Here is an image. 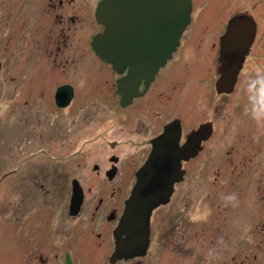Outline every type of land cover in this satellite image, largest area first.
I'll return each instance as SVG.
<instances>
[{"label": "flooded vegetation", "instance_id": "flooded-vegetation-1", "mask_svg": "<svg viewBox=\"0 0 264 264\" xmlns=\"http://www.w3.org/2000/svg\"><path fill=\"white\" fill-rule=\"evenodd\" d=\"M99 1L93 0L90 5L81 8L80 11L75 6L70 8L73 14L69 17V21L79 22L85 26L82 32L77 33L76 38L81 41V47L77 49L76 56L62 60L64 64H72V84L64 83L57 88H51L47 95L46 88H31L36 85L30 86L28 82L30 77L34 78L37 73L29 74V76L26 66L23 64L20 73L22 74L23 85L21 87L23 88H19L17 92L15 88L4 90V95L11 99L10 129L15 131L16 128L14 124L17 117L13 109L17 106L21 110H19L20 116L17 119L25 120L22 123V134L26 141L21 171L17 174V170L12 169L9 174L10 192L14 193L9 200L10 231L22 234L24 240V247L23 245L22 247L29 253V256L30 252L40 251L38 256L40 264H49L50 260L45 256L46 247L48 249L49 246L60 250L63 247L70 248L72 252L77 251L78 248L85 250L87 247L95 246L104 255L111 252L112 249L114 251L116 246L114 232L126 212L127 198L137 182L138 171L145 166L152 155H156L154 170L163 173L169 172L176 158L182 172L181 181L178 182L182 183L188 172V165L200 156L205 150L206 142L216 133V120L212 117L208 119V111L212 116V112H215V109L212 110L214 101L223 96L233 95L238 88L246 65L249 66L248 74H250L247 78V85L250 87L247 90L249 93L248 105L251 107L248 124L252 125L253 117L256 114L263 113L261 119H264V46L260 45L258 51L255 50L259 42V25H262V33H264V18L258 22L252 17L253 19L244 23L249 28L242 29L240 32L250 35L253 31V38L243 41L247 47V53L233 86L234 89L231 92H222L218 88L221 78L220 60L223 37L229 23L222 27L223 22L219 20V16L211 15L214 10L209 0H190L191 21L181 34L179 44L172 56L159 68L157 73L153 76H146L142 74L141 70V73L134 77L130 74V64H125L120 71H116L112 64L99 57L93 48L94 37L104 31V26L100 25L96 19L95 8ZM225 1L218 0L217 2L216 0V4L221 9L225 8L226 4H223ZM231 2L236 7L246 8L248 5V3L239 0H231ZM52 6L57 7L56 5ZM59 6H64L63 0L59 1ZM214 7L216 6L214 5ZM198 9L199 13H204L199 23L200 27L205 28V34L208 32V37H198V31L192 37H188L194 23L193 14ZM221 9L218 11L224 10ZM242 11H251V9L247 8ZM56 18L60 24L63 23L62 15H57ZM98 26L101 29L96 28ZM214 34L216 35L214 36ZM86 37L89 39L84 40ZM58 54L61 53L57 52L53 61L58 62ZM27 63L30 65L28 59ZM14 68L15 65L12 63L8 69L9 76L14 73ZM41 70L38 68V73ZM257 70L260 72L255 78ZM112 75L115 76L114 80H111ZM260 77L262 82L258 84ZM11 79H14L13 75ZM24 83L28 84L25 86ZM62 86L72 87L71 99L65 106L58 105L56 100L57 91ZM255 86L262 91V100L255 99L254 88H257ZM51 95L52 101L48 100L47 103L45 98L46 96L51 98ZM68 96L69 92L65 90L61 95V102H66ZM96 98L99 99L97 102L103 109L99 114L106 109L108 116L104 118V121L109 122L111 124L109 126H113L110 129L111 134L118 136L116 140L107 145L108 153H110L106 158L108 166L101 169L100 165L95 164L91 168L92 174L90 171L77 174L83 164L75 159V164L72 165L73 169L70 170L72 173L69 176L70 172L67 171L69 168L64 164L61 166L60 163H51L47 168L46 165L49 161L45 156L52 155L53 152L62 155L66 148L69 149L79 141L81 143L79 142L76 149L72 151L73 153L71 152L72 155L85 156L89 154V151L90 154L95 152L96 145L91 141L96 138L94 131H96V125L100 123L99 117H97L98 120L94 119L95 108H97L94 105ZM37 99H41L39 100L40 105L37 107L44 109L45 114L37 119L32 118L36 127L31 130L27 128L26 131L24 124L27 122V118L22 109L28 107L30 103L34 104ZM47 104L49 105L47 106ZM76 105L81 108V113L78 116L80 123L78 120L70 122V115L78 114L75 110L77 109ZM50 106H53L54 109L51 114H56L57 110L59 117L57 114L54 118L46 114V109ZM258 106L263 109L262 112L258 109V111L255 110ZM110 110L111 113H109ZM68 121L71 128L64 133V127ZM30 139L38 142L39 152L42 153L40 156H44L33 159L39 163L34 166L31 165L29 154L26 153L29 151L27 149L30 147L28 141ZM53 142L55 145L49 148ZM102 149L103 152L106 151L104 147ZM64 152L69 153L70 151L65 150ZM130 157L132 159L134 157V159L126 169L124 163ZM42 160L43 162H41ZM82 174L87 176L86 183L81 181ZM52 175L54 176L52 177ZM178 182L174 183V190L169 201L166 204H160L152 211L149 227L150 242L146 255L151 244V229L157 221L156 214L168 207ZM91 183L96 184L98 192H102L100 198L89 199ZM74 186L81 189L82 199L79 204L75 203L72 207ZM128 186L131 190L127 193ZM110 189L112 191L107 198ZM16 211H20L19 216ZM162 223L166 227L169 225V223ZM17 230L18 232H16ZM171 231L169 230V234ZM36 236L40 237L38 245L31 243L34 238L36 239ZM121 241L126 244L125 234H122ZM67 254L68 252L65 257ZM33 257L30 256V258ZM130 260L122 258L120 262L124 263Z\"/></svg>", "mask_w": 264, "mask_h": 264}, {"label": "rangeland", "instance_id": "rangeland-1", "mask_svg": "<svg viewBox=\"0 0 264 264\" xmlns=\"http://www.w3.org/2000/svg\"><path fill=\"white\" fill-rule=\"evenodd\" d=\"M59 1L0 0V264H40L38 257L40 251L30 252V256H34L35 259L30 258L29 253L23 248L22 234L18 230L16 231L18 233L10 231L9 200L14 193L10 192L9 174L12 169H16L17 174L21 171L26 141L22 134V123L25 120L17 119L20 116V109L17 106L13 109L17 117L14 124L17 129L15 128V131L10 129L11 99L4 95V90L15 88L17 92L19 88H23L21 87L22 74H20L23 64L26 66L28 75L37 73L34 78L30 77L29 85H36L31 88H46L47 95L51 88H57L64 83L72 84V64H64L62 60L76 56L77 49L81 47V41L76 38L77 33L82 32L85 26L79 22L69 21V17L73 14L70 8L75 6L80 11L81 8L90 5L93 0H63V7L59 6ZM102 1L100 0L96 5V11ZM209 1L214 10L211 15L219 16V20L223 22L222 27L230 23L237 15L245 18L246 22L253 19L252 17L258 22L264 18V0H239L248 3L246 8L236 7L231 0H226L223 3L226 4L225 8L222 7L223 11H218L221 9L216 4L218 0L217 2ZM247 8L251 11H242ZM57 15L63 16V23L58 22ZM203 15L204 13H199V9L194 12V23L188 37H192L196 31L199 33L198 37L209 36L208 32L205 34V28L200 27L199 22ZM259 26V42L256 51L260 45L264 46L263 28L262 25ZM96 28L101 29L99 26ZM88 39L89 37H86L84 40ZM57 52L61 54H58V62H55L53 60ZM12 63L15 65L12 74L14 79H11L12 75H8V69ZM38 68L42 69L39 73ZM248 69L249 66L246 65L233 95L216 99L212 106V110L215 109L212 116L208 111V119L212 117L216 120V133L206 142L205 150L200 156L188 165V172L183 182H178L179 184L175 187L168 207L156 214L157 221L151 229V244L147 255L128 258L132 260L124 263L120 262L121 259L113 263L111 262L115 251L113 249L104 255L95 246L87 247L85 250L78 248L74 252L70 248L63 247L60 250L49 246L48 249L46 247L45 252V256L50 260L49 264H264V119H261L263 113L256 114L252 125L248 124L249 112H251L247 92L250 88L247 85V78L250 75ZM258 72L260 70L256 71L255 78L259 75ZM114 79L115 76L112 75L111 80ZM261 82L260 77L258 84ZM254 95L256 100L263 99V93L258 87L254 88ZM97 99L94 102L97 107L94 119L98 120L97 117H99L100 123L96 125V131H94L96 138L91 141L96 145L95 152L90 154L89 151V154L85 156L72 155L79 141L68 147L69 149H65L70 151L69 153H65L64 150L62 155L53 152L52 155L45 156L49 161L46 162L47 168L51 163H60L61 166L64 164L69 168L67 170L70 172L69 176L75 159L83 164L77 174L91 172L95 164L100 165L101 169L108 166L106 158L110 153H108L107 145L118 136L111 134L110 129L113 126H109L111 124L104 121V118L108 116L106 109L99 114L103 109ZM39 100L41 99L22 109L27 118L24 124L26 131L27 128L31 130L36 127L32 118L37 119L45 114L44 109L37 107L40 105ZM45 100L47 103L48 100L51 102L52 95L51 98L46 96ZM78 105L75 109L78 114L70 115V122L78 120L80 123L78 116L81 108ZM52 107L46 109V114L53 118L57 114L59 117L57 110L56 114H51L54 111ZM208 109L210 110L209 107ZM257 109L260 112L263 111L259 106L255 108L256 111ZM111 112L110 110L109 113ZM70 128L68 121L65 124L64 133ZM28 141L30 147L26 153L29 154L31 165L34 166L39 163L33 159L44 156H40L42 153L39 152L40 145L37 141L33 139ZM54 145L55 142L49 148ZM103 147L106 150L104 152ZM104 155H106L105 158ZM131 159L132 157L125 161L126 169L133 162L134 157ZM86 177V174H82L81 181L86 183ZM90 186L92 189L88 194L89 199L100 198L102 192H98L96 184L91 183ZM130 186L126 189L127 193L131 190ZM111 191L112 189L109 190L107 198ZM19 213L20 211H16L17 216ZM162 222L169 225L166 227ZM169 230H172L170 234ZM39 238L36 236L31 243L38 245Z\"/></svg>", "mask_w": 264, "mask_h": 264}, {"label": "water", "instance_id": "water-1", "mask_svg": "<svg viewBox=\"0 0 264 264\" xmlns=\"http://www.w3.org/2000/svg\"><path fill=\"white\" fill-rule=\"evenodd\" d=\"M190 0H103L96 11V19L104 26V31L93 39L97 55L120 71L130 64L132 77L138 73L153 76L172 56L179 44V38L191 21ZM245 18L234 17L223 37L221 55V78L218 88L231 92L245 59L247 47L245 39L251 34H242L248 29ZM133 37V38H131ZM72 87L58 89V105L65 106L71 99ZM68 90L66 102L61 95ZM179 159V158H178ZM156 155H152L137 173V182L126 202V212L114 232L115 251L111 262L146 254L150 242V217L160 204H166L174 183L181 180L179 161L175 158L169 172L154 170ZM160 183V184H158ZM81 189L73 188L72 207L80 203ZM126 235V244L121 241Z\"/></svg>", "mask_w": 264, "mask_h": 264}]
</instances>
